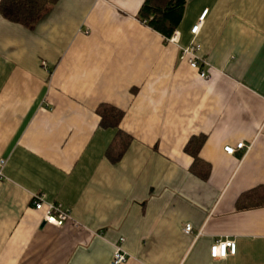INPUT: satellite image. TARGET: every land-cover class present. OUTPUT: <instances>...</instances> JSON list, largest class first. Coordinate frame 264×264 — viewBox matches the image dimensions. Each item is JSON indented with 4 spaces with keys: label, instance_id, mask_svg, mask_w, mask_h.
Returning a JSON list of instances; mask_svg holds the SVG:
<instances>
[{
    "label": "crops",
    "instance_id": "1",
    "mask_svg": "<svg viewBox=\"0 0 264 264\" xmlns=\"http://www.w3.org/2000/svg\"><path fill=\"white\" fill-rule=\"evenodd\" d=\"M43 1L29 27L0 12V264H110L119 238L120 264H264V205L236 207L264 186V0H185L175 43L145 0ZM99 106L123 112L116 152ZM217 238L235 251L212 262Z\"/></svg>",
    "mask_w": 264,
    "mask_h": 264
},
{
    "label": "trees",
    "instance_id": "2",
    "mask_svg": "<svg viewBox=\"0 0 264 264\" xmlns=\"http://www.w3.org/2000/svg\"><path fill=\"white\" fill-rule=\"evenodd\" d=\"M185 0H167L163 5H154L151 0H145L139 10L140 20H143L153 30L168 37L176 27ZM44 6L43 0H2L0 2V12L10 20L22 23L26 26L31 24L40 16ZM152 17L148 19V16ZM97 113L100 117V126L116 129L114 141H112L113 151H118L124 145L127 136L118 129V123L123 112L110 106H99ZM193 143V142H192ZM186 145L185 150L193 156V168H199L198 172L204 178L208 173V166L201 165L196 158V147L200 140L194 144ZM118 152L110 159H116ZM264 205V186H255L241 192L236 199V207L240 210L254 208Z\"/></svg>",
    "mask_w": 264,
    "mask_h": 264
},
{
    "label": "built area",
    "instance_id": "3",
    "mask_svg": "<svg viewBox=\"0 0 264 264\" xmlns=\"http://www.w3.org/2000/svg\"><path fill=\"white\" fill-rule=\"evenodd\" d=\"M206 13V9L202 10L199 16L197 17V21L195 24L190 28V33L192 35H195L198 32V29L202 23V19ZM144 22V21H143ZM178 39V32L172 31L171 35L166 38L165 40L168 42H177ZM198 47L197 45H188L181 48L180 57L181 58H187L188 64L192 68H196L197 64L199 62V55L196 53ZM200 76H203V73L199 72ZM244 148V144L239 142L235 144V147L231 146H224L223 151L225 153H232L234 149H242ZM248 148V147H245ZM4 165V161L0 160V179H2V167ZM31 206L35 210H40L44 207L43 214H42V222L55 226L60 227L62 226L67 220L70 219L68 212L60 208L55 203H47L44 205L42 201V197L40 195H34L31 200ZM184 232L190 231L189 225H184L183 228ZM123 238H119L116 242V244L113 246L112 251V258L110 264H120L125 261V253L122 250V244ZM235 251V245L233 240L230 239H220L217 238L213 240V242L210 244L208 249V254L210 257V261L215 262L219 261L221 259H225L228 256H231L234 254Z\"/></svg>",
    "mask_w": 264,
    "mask_h": 264
},
{
    "label": "water",
    "instance_id": "4",
    "mask_svg": "<svg viewBox=\"0 0 264 264\" xmlns=\"http://www.w3.org/2000/svg\"><path fill=\"white\" fill-rule=\"evenodd\" d=\"M43 223V222H42Z\"/></svg>",
    "mask_w": 264,
    "mask_h": 264
}]
</instances>
